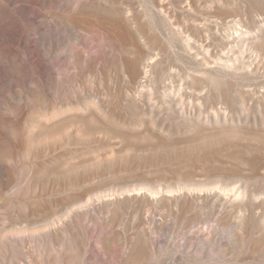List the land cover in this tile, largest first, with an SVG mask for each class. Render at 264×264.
<instances>
[{"label": "rangeland", "instance_id": "374dc122", "mask_svg": "<svg viewBox=\"0 0 264 264\" xmlns=\"http://www.w3.org/2000/svg\"><path fill=\"white\" fill-rule=\"evenodd\" d=\"M0 264H264V0H0Z\"/></svg>", "mask_w": 264, "mask_h": 264}, {"label": "bare ground", "instance_id": "6f19581e", "mask_svg": "<svg viewBox=\"0 0 264 264\" xmlns=\"http://www.w3.org/2000/svg\"><path fill=\"white\" fill-rule=\"evenodd\" d=\"M232 38H233V40L234 41H237V42H243L244 41V37H243V35L242 34H238V35H234V34H232V36H231ZM258 38V37H257ZM141 57V56H140ZM145 59V58H144ZM136 69V68H135ZM140 72H139V70H135V73L133 74L134 76H136L137 77V75L139 74ZM103 125H104V123H103ZM102 125V126H103ZM53 129H54V126L53 125H48V124H46V126L44 127V131L43 132H46V133H51L52 131H53ZM45 133V134H46ZM239 192V191H238Z\"/></svg>", "mask_w": 264, "mask_h": 264}]
</instances>
